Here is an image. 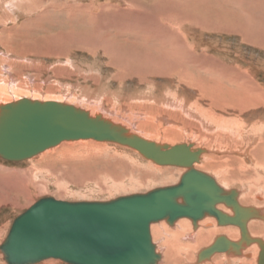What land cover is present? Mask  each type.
<instances>
[{
  "label": "rangeland",
  "instance_id": "374dc122",
  "mask_svg": "<svg viewBox=\"0 0 264 264\" xmlns=\"http://www.w3.org/2000/svg\"><path fill=\"white\" fill-rule=\"evenodd\" d=\"M171 36L174 44L169 39ZM157 43L167 44H161V51ZM181 43H184V48L178 46ZM172 45L174 53L171 56L169 47ZM175 48H178V52H175ZM162 52L165 55L163 59L159 57ZM0 54V89L4 90L2 97L9 102L27 95L40 100L73 101L79 105L81 97L87 92L90 97L89 93L95 95L100 91V98L107 104L106 111L108 109L111 113L103 112L135 130L138 129L135 120L138 116L135 113L165 112V107L157 104V99L162 95L180 96L186 102L199 100L197 102L203 108L213 104V98L219 94L220 97H236V100L249 96L254 100L264 97V0H0ZM201 54H205L204 60L200 58ZM197 60L207 62L208 70L206 66L200 70L195 66L191 68L190 64ZM179 63L184 65L182 68L185 71H190L187 74L185 72V78L179 77L177 70L175 73L170 71ZM12 88L15 93L9 91ZM92 90H95L94 93ZM132 95L149 99L135 100ZM93 104L82 105L92 109L96 107ZM243 113L239 125L242 124L244 134L235 148L242 145L246 147L250 143L247 136L253 135L254 131V135L264 140V106H256ZM169 114L171 121H182L178 112ZM120 115L125 116L124 119ZM216 115L223 113L217 112ZM156 122L163 125L160 120ZM137 132L143 135L147 130L140 128ZM225 134L222 132L221 140L216 137L208 140L216 138L217 145H220L219 141L221 145L230 143L231 135ZM167 140L160 137L157 141L174 145L193 142L198 148L208 149L215 146L214 143L210 145L208 140L194 137L187 139L184 135L173 141ZM56 153L40 164L34 163L38 158L17 163L0 159V190L14 189L7 197L9 204L0 201V243L13 219L42 198L69 202L108 201L173 185L183 172L181 168L168 166H160L159 171L155 165H148L144 159L112 144L103 147L95 144L73 146ZM208 154L217 158H245L236 151L229 154L218 150ZM258 157L260 160L263 157V163L264 151ZM235 159L223 160L230 162L228 165H234L237 163ZM247 162L246 166L249 165ZM199 166V170L217 178L210 169L203 170L204 160ZM232 167L239 173L235 165ZM262 169L258 173L261 178L256 179V183L264 188ZM240 174L251 179L253 172L244 169ZM16 176L20 180L14 179ZM21 179L24 181L21 182ZM216 180L220 183L219 177ZM240 200L243 201L242 196ZM262 200L251 199L244 204L264 208V197ZM160 223L154 224V227L160 230ZM227 227H230V233L235 232L234 226L220 228ZM156 229L152 237L158 245V251L162 253L160 264H164L167 258L161 247L164 236ZM236 232L239 233L238 230ZM218 235L230 238L225 232ZM215 238L196 248L191 263L195 260V253L211 244ZM180 241L185 243L182 239ZM180 257L185 261L180 258L176 262L187 264L186 256ZM216 257L212 262L207 261V264H213ZM174 262L170 264H177ZM0 264H6L1 252ZM38 264L66 263L50 259ZM249 264H255V260Z\"/></svg>",
  "mask_w": 264,
  "mask_h": 264
},
{
  "label": "water",
  "instance_id": "95a60500",
  "mask_svg": "<svg viewBox=\"0 0 264 264\" xmlns=\"http://www.w3.org/2000/svg\"><path fill=\"white\" fill-rule=\"evenodd\" d=\"M78 140L127 146L157 165L187 171L175 185L109 202L50 197L36 201L13 219L0 245L6 264H38L48 259L66 264H156L160 254L151 242V224L166 220L173 225L188 217L196 226L205 214L215 217L218 225L238 226L240 241L232 243L219 236L198 253V261L230 248L239 252L242 242L256 241L261 247L257 264H264L262 241H252L246 229L256 211L241 207L236 193L224 194L212 178L193 168L203 149L192 150L191 144L158 145L64 103L23 99L0 107V159L4 161L24 162L62 142ZM220 202L232 209V217L215 209Z\"/></svg>",
  "mask_w": 264,
  "mask_h": 264
},
{
  "label": "bare ground",
  "instance_id": "6f19581e",
  "mask_svg": "<svg viewBox=\"0 0 264 264\" xmlns=\"http://www.w3.org/2000/svg\"><path fill=\"white\" fill-rule=\"evenodd\" d=\"M167 33H169V32H167ZM170 38L173 41L172 44H174V39L172 38V36L169 37V39ZM161 44L164 46V44H167V43H160V44L156 45L157 47L160 46V49L162 51L163 49L161 47ZM178 46H182L183 47L184 43H181V45H178ZM169 48H170V51H171L169 54L172 56L173 53H174V47L172 45ZM182 50L185 51L184 49H182ZM164 52H162V55H159V57H162V59L165 58V55L163 54ZM175 52H178V48H175ZM185 52H184V54H185ZM2 55H4V53H2ZM0 56H1V54H0ZM7 56H9V55H7ZM204 56H205V54H201L200 58L204 60V58H205ZM177 57H179V56H177ZM159 59H161V58H159ZM166 61L168 62V60H166ZM156 62L159 63V61H156ZM169 63H170V61H169ZM201 63H203V64H201ZM3 66H5V65H3ZM183 66L184 65L181 66L180 63H179V65L175 64L174 68L171 67L172 69L170 71H174L173 73H175V71L177 70L178 71L177 72L178 76L180 75L179 77L185 78V72L187 74V73H190V71H185L182 68ZM193 66H195L197 70L205 68L204 66H206L207 67L206 69L208 70L207 62H202L201 60H197L196 62L190 64L191 68ZM179 69H180V72H179ZM7 76H9V78L12 77L10 75V73H8V72H7ZM229 80L231 82V79H229ZM12 81H10V83H13ZM187 84H188V82H187ZM254 86H256V85L254 84ZM248 87H249V89H250V87L252 88V86H248ZM241 89H243V88H241ZM190 90H192V89H190ZM198 90L199 89H197V91ZM3 91H1V89H0V107L4 106V105H7L9 103H14V102L23 100V99L31 100V101H38V102L54 101V102L64 103V104H67V105H72L75 108H78L80 110H83V111L87 112L91 117H95L96 115H100L103 119H106V120L112 122L113 124H117V125H120V126L126 128V130L128 131V134L136 135V136H138V137H140V138H142L144 140H148V141L154 142V143H156L158 145L174 146V144H169L167 142L165 143L164 141H162V142L161 141H157V140L160 139V137L162 139H168V140L171 139L170 141H173V140H175L176 137L184 135L185 137H187V139L188 138L191 139V138L194 137V138H199V139H203V140L207 141L208 139H210L212 137H216L217 139L221 140L222 132H225L226 134L231 135V140L229 139L230 137L228 138L230 140L229 141L230 143H225L224 145H221L222 142H220V141H219L220 145H217L216 144V138L214 139L215 141L214 140H208L209 144L210 143H214L215 146L214 147L211 146L212 148L209 147V149L200 147L201 149L204 150V153L200 155L199 162L193 164V168L198 170V171H200V172H202V173H204L203 171L199 170V168H197V166H199V164H201V162H203V160H204L205 161V166L202 167L203 170L210 169L212 171V173H214L215 176H217V178L212 177L214 175L210 176L206 172H205V174H207L210 178H212V180L216 183V185L220 189H222L224 194H227V193L231 194L232 192L236 193L237 203L241 207H243V208H251V209L256 211V215L254 217H251L246 222V229H247L248 237L250 239H252V241L255 240V239H260V240L262 239L263 241L261 240L262 241L261 243H263L262 245L264 246V208H259L260 206L256 207L255 205L254 206H248V205L244 204V203H246L247 200L250 201L251 199L252 200L255 199V200L261 201L262 197H264V194H263L264 193V191H263L264 188L263 187L261 188L259 186L260 183H256V181H257L256 179H260L261 178V177H259V174H258L260 169L263 168L262 170H264V162L262 163V161H261L263 159V157L261 158V160L258 157L262 153V151H264L263 150V148H264L263 141L264 140L260 139L256 135H254L255 131L252 132V130H251V132L254 133V134L247 136V138L250 139V143L247 144L246 147H244L242 145V147H236L235 148V145L237 144V141L241 137H243L242 134H244L243 130H242L243 129L242 124L239 125V121L241 120V116L244 114L243 112L247 111V110H250V108H253V107L255 108L256 106H258V107L264 106V97L260 98V99H257V100H254L253 98H249L250 97L249 96V97H246L245 99H241L240 98V100H238V98H237V100H236V97H232V96L220 97V94H219V95H216L213 98V101L211 102L213 104H208L209 107L203 108L202 104H198L197 101H199V100H196V98H195L196 101H194V102H190V101L186 102L180 96L177 97L175 95H162V96L159 97V99H157L158 100L157 104L159 106L162 105L163 107H165V112L164 113H159L158 111H155L156 113L144 112V115L141 114V112H140V114H138L139 112L135 113L134 115H137L138 117H141V118H138V117L135 116L136 117L135 120L137 119L136 121H137V124H138V129L135 128V130H134V129L129 128V126H126V125L120 123L118 120H116L117 118L112 119V118L108 117L105 114L107 111L110 112V110L107 109V111H106V106L105 105H107V104H105V100L100 98V96H101L100 95V91L96 92L95 95H91V93H89L90 97L91 98L93 97V99H91L89 97V95H87L88 94V92H87L85 96L81 97V100H80L81 104H80V102H78L79 105H77L73 101H72V103H70V102L68 103V101H64L62 99H54V100L53 99L52 100L51 99H43V100H40V99H38L36 97H29L27 95H21V97H19L18 100H14V101L9 102L8 99H6V98L4 99V97H2L3 93H4ZM9 91L10 92L13 91V93H15V90L13 88L9 89ZM94 91H93V93H94ZM201 91L202 90H200V92ZM249 91H251V90H249ZM83 92L85 93L86 90L84 89ZM259 92H260V90H259ZM204 93H206V92L204 91ZM260 94L263 95L262 93H260ZM211 96H213V95H211ZM1 97L3 99H1ZM122 97L120 99H122ZM127 97H129V96H127ZM130 97H131V95H130ZM132 97H133V99L138 98L139 100L140 99H144V100L145 99H149L148 97H145V96L136 97V96L132 95ZM152 100L155 101V99H152ZM153 101H152V103H153ZM201 102L203 103V101H201ZM83 103H91V104L94 103L96 105V107L92 108V109L89 108L88 106L84 107L82 105ZM122 103H124V102H122ZM103 110H105L106 112L104 113ZM170 112L172 114L178 112V114L182 116V117H180L182 119V121L180 119H177L178 121L177 120L176 121H171L170 120L171 119V115L169 114ZM217 112L223 113V115L217 116L216 115ZM110 113H108V114H110ZM121 115H120V118L124 119L125 116L123 117ZM174 115H172V117H174ZM117 116H118V114H117ZM220 116H223V117H220ZM126 119H127V117H126ZM131 119H133V118H131ZM248 119H250V118H247V120ZM156 120H160L163 123V125H166L167 127H165L163 125L156 124L157 123ZM126 122L128 123L129 121L127 120ZM130 123L133 124L134 122H130ZM245 126H244V128H245ZM257 127H259V126H257ZM140 128L146 129L147 132L146 133L142 132L143 135L138 134L137 131H139ZM253 129H254V127H253ZM256 130H257V128H256ZM260 130L262 131L261 128H260ZM94 144L96 146H101V147H103V145H105V144H112L114 146H118V147L124 148V149L128 150L129 153L131 152L132 155H136L137 158L139 157L141 159H144V163H146L148 165L149 164L150 165L151 164L155 165V168L159 170L160 165L157 166V164L153 163L151 160L145 159L135 149L131 150L132 148L127 147V146H121V145H118V144L107 143V142H96V141H93V140L65 141V142L60 143L58 146H56L54 148L48 149V150L40 153L39 155H37V156H35V157L31 158V159H28L27 161L31 162L32 160L38 158V160L34 161V163L35 164H40L41 162L44 161V159H46L47 157L49 158L51 155L57 154L56 153L57 151L63 150L64 148L73 147V146H80V145H82V146H84V145H94ZM181 144H187V145L191 144L192 145V150H195V149L198 148L196 145H194L193 142H184V143H181ZM218 150L219 151L224 150V152H227L229 154L231 153V151L232 152L236 151V152L242 153L245 156V158H243V159L242 158L235 159L237 157H234V156L224 157V158H230V160H234L235 159V161L237 163L234 164V165L237 168L239 173L235 172L234 168L232 167L234 165H228L230 162L228 163V162L223 160L224 159V158H222L223 156L221 158H217L214 155L208 154V152L209 153L211 152V154H212L213 152H216ZM229 150H231V151H229ZM247 150H249V153H248ZM259 151H260V153H259ZM125 153H127V152H125ZM246 160L249 161V162H247L249 164L247 166H246ZM164 167H166V166H164ZM168 167L170 168V167H173V166H168ZM260 167H262V168H260ZM177 168H181V167H177ZM160 169L162 170L163 167L160 168ZM181 169L183 170V172L181 174H184L187 171V169H185V168H181ZM244 169H249V170H251L253 172L251 179H248L245 176H242L240 174V172L243 171ZM18 177H21V175H19ZM180 177H181V175H180ZM180 177H179V179H180ZM218 177H219V181H220L221 184L216 180V179H218ZM14 179H18L17 176ZM179 179H178V181L175 184H177L179 182ZM18 180H20V179H18ZM22 181H24V180L21 179V182ZM3 182H4V180H3ZM15 182H17V181H15ZM175 184H173V185H175ZM263 184H264V182H263ZM169 186H171V185H169ZM164 187H168V186L157 187V188H164ZM12 188H13V185L10 188V190ZM8 190H9V188H8ZM12 190H14V189H12ZM12 190L11 191H6V189L4 191L0 190V201H2V202L4 201L3 203H5V202L8 203L9 201H6V200L8 199L7 197H9L10 194L13 193ZM261 191H263V192H261ZM134 194H145V193H134ZM134 194H129V195H134ZM129 195H125V196H129ZM240 196H242L243 201L240 200ZM119 197H123V196H119ZM119 197H116V198H119ZM45 198H48V197H45ZM116 198L108 200V202L109 201H113ZM102 202H106V201H102ZM179 202H181V199H179ZM215 209H217L218 211L224 213L225 215H228L229 217L233 216L232 209L229 208V207H226L223 202H220V203L216 204ZM158 223H160V225H159L160 226V230H159V228L156 229V227H154V224H158ZM190 225H191V229H190ZM166 226L170 227L171 229L167 228ZM226 226H234L235 229L238 230L239 233L237 234L235 229H234L235 232L230 233L229 232L230 227L220 228V227H226ZM154 228L156 230H159V233L161 232V234H163V236H164L163 242H162L163 245L161 246L163 248V249L162 248L161 249L164 250V253L167 254L166 255L167 258H166V261H165L164 264H170V262H174V261L176 262L178 260H181L182 257H180V255L186 256L187 264H207L210 260H211L210 262H212L213 259L216 256H219V255H221V256L220 257H216L217 259L214 260L213 264H223V263L224 264H229V263H231V264H249L251 261H254V260H255V264L258 263V255L260 253L261 247H260L259 243L256 242V241L250 242V243L242 242L240 244L241 247H240L239 252H236V251L232 250V248H230V249L227 250V252L226 251L225 252H216L213 255H210L208 258H206V259H204L202 261H198L197 256H198V253L200 251L210 247L214 243V241L216 240L217 237L224 236V235L216 236L217 234H222L223 232H225L231 238V239L230 238L228 239V237L224 236L228 241H230L232 243H238L240 241V229H239L238 226L230 225V224L218 225L217 224V220H216L215 217L210 216L208 214H205L202 218L198 219V221L196 223V226H193L191 219H189L188 217H183V218H180V219L176 220L173 225H169L166 220H160V221H158L156 223H152L151 224V227H150L151 242L154 245L155 252L160 254V260H158V262L156 264H160V262L162 260V253L160 251H158V245L156 243H154V239L152 237ZM196 229H197V231H195ZM200 229H202V230H200ZM203 229H206V230L204 231ZM198 230H200V232ZM154 232L156 233V231H154ZM195 233H197V235H195ZM215 236H216V238H215ZM5 237H4V239H5ZM213 238H215V239L213 240V242L211 244H208V246L206 245L205 248H203V249L199 250V252L195 253V257H194L195 260H193V262L191 263L192 253L195 252L196 248L199 247L202 244H205L208 240H211ZM4 239L2 240V242L4 241ZM181 239L185 243H182L180 241ZM2 242L0 243V245L2 244ZM247 251H250V253H247ZM252 259H254V260H252ZM48 260H50V259H48ZM182 261H183V259H182ZM182 261H181V263H182ZM176 263L178 264L179 262H176Z\"/></svg>",
  "mask_w": 264,
  "mask_h": 264
},
{
  "label": "crops",
  "instance_id": "0c3cea01",
  "mask_svg": "<svg viewBox=\"0 0 264 264\" xmlns=\"http://www.w3.org/2000/svg\"><path fill=\"white\" fill-rule=\"evenodd\" d=\"M130 149V148H129ZM131 150H133V149H131ZM144 161V160H143Z\"/></svg>",
  "mask_w": 264,
  "mask_h": 264
}]
</instances>
